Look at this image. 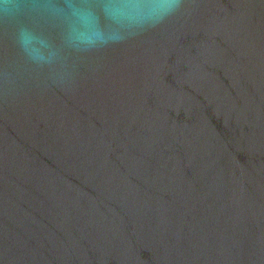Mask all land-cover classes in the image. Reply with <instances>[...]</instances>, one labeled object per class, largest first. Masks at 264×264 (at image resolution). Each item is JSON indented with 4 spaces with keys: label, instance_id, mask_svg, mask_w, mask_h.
<instances>
[{
    "label": "water",
    "instance_id": "obj_1",
    "mask_svg": "<svg viewBox=\"0 0 264 264\" xmlns=\"http://www.w3.org/2000/svg\"><path fill=\"white\" fill-rule=\"evenodd\" d=\"M0 264H264V0H0Z\"/></svg>",
    "mask_w": 264,
    "mask_h": 264
}]
</instances>
